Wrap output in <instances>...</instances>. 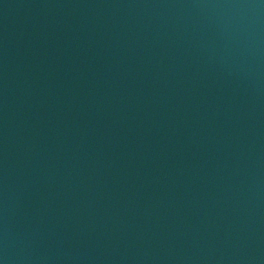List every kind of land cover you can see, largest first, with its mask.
<instances>
[{
    "label": "water",
    "instance_id": "obj_1",
    "mask_svg": "<svg viewBox=\"0 0 264 264\" xmlns=\"http://www.w3.org/2000/svg\"><path fill=\"white\" fill-rule=\"evenodd\" d=\"M0 264H264V0H0Z\"/></svg>",
    "mask_w": 264,
    "mask_h": 264
}]
</instances>
